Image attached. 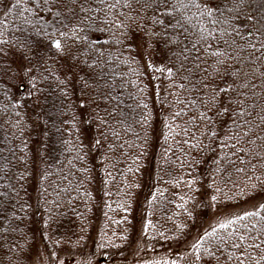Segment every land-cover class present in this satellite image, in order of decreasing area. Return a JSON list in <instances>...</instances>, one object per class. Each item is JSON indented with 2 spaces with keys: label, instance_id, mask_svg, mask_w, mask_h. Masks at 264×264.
Segmentation results:
<instances>
[{
  "label": "trees",
  "instance_id": "obj_1",
  "mask_svg": "<svg viewBox=\"0 0 264 264\" xmlns=\"http://www.w3.org/2000/svg\"><path fill=\"white\" fill-rule=\"evenodd\" d=\"M12 2L4 0L0 5V20H5L4 10ZM15 19L14 15L6 18L11 28L15 27ZM141 35H137V42ZM89 36L93 40L100 37L96 51H104L105 57L113 61L103 69L104 79L112 86L100 89L101 93L114 97L107 103L97 92L85 90L81 94L80 86L74 85L65 107L50 78L37 85L43 88L39 104L34 103L37 97L33 95L32 101H24L23 106L14 108L12 105L27 95L31 86L23 76L15 74L19 67L17 61L0 60V204L7 205V211L0 215V264H10L16 258L18 261L33 242L26 238L30 237L28 229L42 222L46 229L41 234L58 241L64 233L62 228L67 227L74 239L100 225L108 242L99 248L108 257V264H152L154 261L201 264L194 253L190 254L189 245L224 214L213 210L211 196L218 197L217 209L242 212L264 202V191L253 190L251 184L256 181H248L245 174L237 173L227 161L219 165L220 172L213 173L217 167L212 163L214 158L232 156L219 140L211 142L215 151L203 147L210 144L204 137H201V147H190L195 141L183 129L189 128L199 137L204 124L199 121H195L198 127L189 124L188 121L195 120V109L188 110L177 102L195 98L194 93L174 86L182 82L179 75L169 79L166 71L149 70L143 50L136 56L140 61L137 64L132 62L135 54L120 46L101 48L104 34L92 32ZM90 60L94 61V57ZM155 63L161 67L164 62L156 56ZM261 63L264 61L251 67L259 69ZM98 73L99 69L93 76ZM251 79L257 87L244 90L249 111L253 103L264 107V78L257 74ZM19 81L23 90L17 86ZM98 83L103 85L104 80ZM145 88L147 91L142 92ZM90 96L96 97L97 102L93 103ZM140 101L146 102L148 108L138 107ZM81 103L87 107L80 109ZM61 108L72 111L64 116ZM105 110L115 114L108 116ZM97 111L105 116L107 124L101 126L94 119ZM177 111L186 115L177 118L173 115ZM255 111L258 113L260 108ZM73 112L82 122L76 129L64 123L71 122ZM36 114L46 121V126L36 125ZM208 115L217 119L213 113ZM18 121L22 122L19 127ZM216 127L227 139L224 132L236 126L226 116ZM97 139L101 141L98 145ZM66 140L72 143L65 144ZM260 144L257 141V150ZM252 163L257 164L255 174L264 176L260 160L253 157ZM42 172H47V179L40 178ZM22 174L24 178L20 179ZM193 180L196 183L190 187L188 182ZM209 184L213 187L209 188ZM217 187L219 192L215 191ZM119 199L123 200L121 205ZM21 205L27 208L26 212L20 210ZM9 216L20 219H8ZM57 221L69 224L56 227ZM145 225H149L146 234ZM99 238L93 239L94 249ZM138 239L144 247L135 243ZM134 243L135 251L130 249ZM109 246L112 248L108 249ZM252 254L258 256L256 251Z\"/></svg>",
  "mask_w": 264,
  "mask_h": 264
},
{
  "label": "snow or ice",
  "instance_id": "obj_2",
  "mask_svg": "<svg viewBox=\"0 0 264 264\" xmlns=\"http://www.w3.org/2000/svg\"><path fill=\"white\" fill-rule=\"evenodd\" d=\"M3 4L4 0H0V5ZM253 12L258 15L253 16ZM10 15L16 18L14 28L6 21ZM4 17L5 20H0V60L17 61L19 67L15 74L23 76L31 86L29 93L12 107L20 108L24 101H32L33 95L37 97L34 103L39 104L43 88L37 85L50 78L54 80L61 105L70 100L74 85L80 86L81 94L85 90L97 92L105 103L114 98L100 91L101 87L112 86L104 79L103 69L113 63L105 57L104 51H96L100 37L90 39L89 33L100 32L106 37L101 48L120 46L135 54L132 62L137 64L140 61L136 56L143 50L149 70L166 71L169 79L179 75L182 82L174 86L194 93L195 98L177 102L188 110L195 109V120L188 121L189 124L193 127H198L195 121L204 124L199 137L189 128L183 129L195 141L190 147H201V137H204L210 144L203 147L215 151L211 142L219 140L232 156L214 158L212 163L217 167L213 173L220 172L219 165L227 161L237 173L245 174L248 181H256L251 184L253 190L264 191V176L255 174L257 164L252 163V158H257L261 162L259 166L264 168V107L253 103L249 111L245 106L248 96L244 92L257 87L251 78L257 74L264 78V63L259 69L251 67L264 61V0H13L4 10ZM138 34L142 35L137 42ZM108 56L111 57L110 52ZM156 56L161 57L163 66H156ZM92 57L94 61L90 60ZM97 69L98 75L93 76ZM112 71L114 73V69ZM114 79L121 77L114 76ZM100 80H104L103 85L98 83ZM90 98L93 103L97 102L96 97ZM137 106L148 108L143 101ZM86 107V103L79 105L80 109ZM70 111L72 109L61 108V115L67 116ZM105 112L108 116L115 114ZM208 113H213L217 119H212ZM16 115L19 117V112ZM173 115L179 118L186 113L177 111ZM226 116L236 127L224 132L227 137L224 139L216 125ZM34 119L37 126L42 123L46 126L39 114ZM94 119L101 126L107 124L105 116L98 111ZM21 123L18 121L17 127ZM64 123L76 129L82 122L73 112L71 122ZM167 138L166 133L165 140ZM257 141H261L260 150H257ZM23 143L26 147V142ZM100 143L99 139L95 140V144ZM249 172L252 175H248ZM23 178L22 174L20 179ZM40 178L47 179V172L40 173ZM194 183V180L188 182L190 187ZM215 191L220 189L217 187ZM211 202L214 211L224 214L197 235L189 245L190 254L194 253L201 264H264V202L242 212L217 209L216 195L211 196ZM0 209L2 215L7 205L0 204ZM20 210L26 212L27 208L21 205ZM8 219L20 217L9 216ZM148 226L145 225V234ZM253 251L258 252V256L253 255ZM52 259L57 257L53 255Z\"/></svg>",
  "mask_w": 264,
  "mask_h": 264
},
{
  "label": "rangeland",
  "instance_id": "obj_3",
  "mask_svg": "<svg viewBox=\"0 0 264 264\" xmlns=\"http://www.w3.org/2000/svg\"><path fill=\"white\" fill-rule=\"evenodd\" d=\"M21 84L22 83L19 81L17 86ZM119 197L124 199V195H120ZM117 201L121 205L123 200L119 199ZM68 224L69 223L66 225L59 224L57 221L56 227H66ZM99 226L100 225H96L95 228H93L94 230L90 231L88 234L83 233L81 236L77 235V239H72L69 236L67 227L62 228V232L64 233L60 236L61 241H58L49 236L46 237L47 234H41V232H44L46 229L45 224L43 222L41 224L36 223L35 226L28 229L30 237L28 236L26 238L31 239L33 242L28 246L27 252L22 254L18 261L16 260L17 258L12 259L10 264H60V261H63V264H108V262H106L108 257L105 256L104 251L99 248L101 244L103 245L108 242V239L102 235L101 226ZM94 237H100L97 242V249L93 247ZM139 241L138 239L135 243L137 244ZM135 243L130 246L131 250H136ZM138 244L140 247H144L141 243ZM111 248L112 247L109 246L108 249ZM53 255H55L57 259L53 260ZM131 257L133 258L132 255Z\"/></svg>",
  "mask_w": 264,
  "mask_h": 264
},
{
  "label": "water",
  "instance_id": "obj_4",
  "mask_svg": "<svg viewBox=\"0 0 264 264\" xmlns=\"http://www.w3.org/2000/svg\"><path fill=\"white\" fill-rule=\"evenodd\" d=\"M19 88H20L21 90H23V86H20Z\"/></svg>",
  "mask_w": 264,
  "mask_h": 264
}]
</instances>
